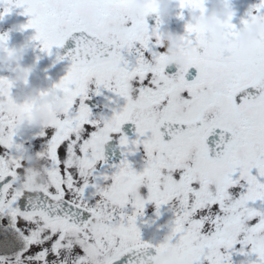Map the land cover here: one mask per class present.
Instances as JSON below:
<instances>
[{
    "label": "snow or ice",
    "instance_id": "obj_1",
    "mask_svg": "<svg viewBox=\"0 0 264 264\" xmlns=\"http://www.w3.org/2000/svg\"><path fill=\"white\" fill-rule=\"evenodd\" d=\"M126 2L0 0V20L23 8L30 19L22 28L35 30L41 51L74 44L57 56L70 67L53 85L69 98L66 111L33 135L35 155L17 143L13 84L0 77V264H232L236 245L255 255L248 264H264V37L241 57L234 46L211 47L187 20L181 40L193 53L170 73L153 0L135 21ZM175 2L184 19L185 9L203 11L208 0ZM225 2L231 41L241 28ZM257 16L264 0L250 6L243 26ZM8 39L0 34V47ZM104 91L112 94L110 117L86 103ZM129 122L131 140L122 133ZM115 134L124 158L105 168ZM141 149L137 171L127 157ZM37 158L46 179L32 187L25 168ZM149 204L157 216L168 205L175 217L156 245L137 227Z\"/></svg>",
    "mask_w": 264,
    "mask_h": 264
},
{
    "label": "clouds",
    "instance_id": "obj_2",
    "mask_svg": "<svg viewBox=\"0 0 264 264\" xmlns=\"http://www.w3.org/2000/svg\"><path fill=\"white\" fill-rule=\"evenodd\" d=\"M149 0H133L129 5L127 15L129 20H137L142 16V10ZM156 6V15L160 20V42L165 48L168 56V66H174L177 71L181 70L187 63V57L193 53L191 46H185L181 35H175L168 30V21L176 7L175 0H153ZM206 11L190 12L189 23L203 25L212 35V45L223 47L222 31L228 23L230 9L225 0H208ZM156 35L155 32L152 33ZM264 37V17H256L250 21L246 28L239 33L235 41L237 54L241 57L251 48L254 41ZM183 49V51H182ZM28 54L25 44L0 47V69L11 68L10 80L13 87H17L20 95H12L13 114L16 119V127L19 133L34 128L50 126L66 111L68 97L63 95L59 89L50 87L42 89L30 83V77L36 70V64L25 65L23 60ZM7 93V89H4ZM25 105L31 111H23ZM44 165L39 168L27 166L25 175L30 186L38 187L45 183ZM167 254V253H166Z\"/></svg>",
    "mask_w": 264,
    "mask_h": 264
},
{
    "label": "rangeland",
    "instance_id": "obj_3",
    "mask_svg": "<svg viewBox=\"0 0 264 264\" xmlns=\"http://www.w3.org/2000/svg\"><path fill=\"white\" fill-rule=\"evenodd\" d=\"M246 1H247V6L249 8L250 6L256 3V0H246ZM0 11H2V8H0ZM23 11H24L23 8L14 7L10 13L4 15L3 19L0 20V34H2L5 29H9V35H8L9 39L7 41L8 46H16V45L25 44L28 48V45L32 41H35L32 39V37L35 35V30L32 28H22V26L25 25L30 19V17L23 14ZM257 17H261V16H257ZM52 50H51V54H52ZM51 54L46 53L45 57L39 61H34L33 59H31V57L29 56V53L25 56L23 60V63L25 65L36 64V70L30 77V83L32 85L39 86L42 89H47V88L52 87L55 83H58L59 80L64 75H66L68 67L64 65H55L52 61ZM11 75H12L11 68L0 69V77H7L10 79ZM11 92L13 96L20 95V91L17 87H13ZM91 96H96V98L98 97L97 100L100 101V103L102 102L101 104L103 108H105V105L109 104V100H106L105 96L110 97V93L106 91H104L102 95H95L93 93L91 94ZM11 111L12 112L14 111L12 107H11ZM102 115H105V114H102ZM105 116H109V115H105ZM39 131L40 129H37V133ZM26 134L30 137L33 133L31 132L25 133V138L27 136ZM22 138H24V133H19L18 136L16 137L17 143H21ZM29 139L31 140L28 141L27 143L22 142L21 144H23L25 148L27 145H30L31 147L30 150L32 149L34 151H29L28 153L31 155H35V153L38 152L37 150L39 151L41 150V147L39 146L40 142L39 140L37 141V139H35V141H33L34 140L33 138H29ZM32 161L29 163L28 166L33 167ZM38 163L44 165V162L42 159H40ZM146 218H147L146 216H143L141 219L137 220L138 227L142 229V226L146 227L147 225H149L151 228L155 230L156 224L154 223L152 224L151 219L145 220ZM166 231L169 233L170 228L169 229L166 228ZM235 247H236V251L232 252L231 254L232 264H248V261L256 259L254 254L251 256H246L242 254L240 251V247H241L240 245H236Z\"/></svg>",
    "mask_w": 264,
    "mask_h": 264
},
{
    "label": "flooded vegetation",
    "instance_id": "obj_4",
    "mask_svg": "<svg viewBox=\"0 0 264 264\" xmlns=\"http://www.w3.org/2000/svg\"><path fill=\"white\" fill-rule=\"evenodd\" d=\"M243 1V4H244V7H246V11L237 19L236 21V24L242 29L246 28L247 25L243 26L242 24V20L244 18H246V13L249 9V7L247 6V1L246 0H242ZM133 0H127L126 4H125V7L123 9L124 11V14L127 16L128 18V15H127V11H128V7L130 4H132ZM147 4V3H146ZM145 4V5H146ZM145 8V6H144ZM144 8L142 10V15H143V12H144ZM177 8V7H175ZM135 21V20H134ZM252 21V20H250ZM249 21V22H250ZM155 23L153 24H150V25H154ZM168 30L175 34V35H180L179 33H176L175 31H173L172 29L169 28V25H168ZM157 35V34H156ZM182 36V35H181ZM158 38L160 39V36L158 34ZM183 51V49H182ZM192 55V54H191ZM190 56V55H189ZM64 66L66 67H70V65L68 64H65ZM167 71H169L170 73L171 72H175L176 71V68L174 66H170L169 69H167ZM196 74V70L195 69H190V75L187 77L189 80H191ZM100 97V96H99ZM110 97H112V94L110 93ZM98 98V97H97ZM96 98V96H91V98L87 101H91V100H95V103L97 104V107L95 109H91L93 114L94 115H102V114H105V115H109V116H105V117H110L112 115V112L110 110V107H105L103 108L102 107V102L100 103V101H98ZM86 101V103H87ZM123 103V101L121 100V104ZM135 126V125H134ZM37 129H40V128H34V129H29V130H26L24 131V142H28L30 141L31 139L29 138H33V135L35 133H37ZM27 132H31L33 133L30 137L27 135L26 138H25V133ZM135 134L131 137H129V139H135ZM111 140H114L115 143H116V146L118 148V150L122 153V149L121 147L118 145L119 143V134H116L114 135V138L111 139ZM35 141V139L33 140ZM38 141V140H37ZM39 146L41 147V144L39 143ZM28 152L29 151H34V150H30V149H27ZM39 151V150H37ZM123 156V155H122ZM124 158V156H123ZM127 159L129 160V162L132 164V166L137 170V171H141L142 168H143V163H144V159H145V155H144V152L143 150H138L135 154H132V155H128ZM40 161L39 158L37 159H34L32 161L33 163V167H36V168H39L41 165L43 164H40L38 163ZM105 168H107V165H105ZM105 168H102L100 169L101 171L105 170ZM111 171H114V169H111ZM146 214V215H145ZM143 216H146L147 218L145 220H152V224H156V229L154 230L153 228H151L149 225H147L146 227L142 226V229H140L137 225V227L140 229V232H141V239L147 243H150V244H153V245H156V244H159V243H163L166 236L169 234L167 231H166V228H170V225L171 223L174 221V212L170 209V207L168 205H162L161 208H160V214L159 216L156 215V209H155V205L154 204H149L146 206L145 208V213ZM142 216V217H143ZM142 217H139L138 219H141ZM205 264H207V262L205 261Z\"/></svg>",
    "mask_w": 264,
    "mask_h": 264
},
{
    "label": "water",
    "instance_id": "obj_5",
    "mask_svg": "<svg viewBox=\"0 0 264 264\" xmlns=\"http://www.w3.org/2000/svg\"><path fill=\"white\" fill-rule=\"evenodd\" d=\"M230 2H231L232 9L235 12L232 23H234L237 26V28H239L238 25L236 24V21L245 11V9L243 7V2L241 0H230ZM206 10L207 9L205 7V9L203 11H200V12L203 13ZM178 11H179L178 8H175L173 10V13L171 14V16L169 18L168 25H169V28L172 29L173 31H175L176 33H179L180 35H184L185 24L188 20L189 12L187 9H185L184 10V19H180L176 14ZM148 22H149V24L155 23V18L154 17L148 18ZM193 24L195 26L201 27L207 33L208 43L211 47L223 49V48H227L229 46H234L237 48L235 41L238 39V36H239L241 29L236 34V36L231 41H229L225 36L224 28H223V31H222L223 47H221L220 45H212L211 41H212L213 37H212L211 33L203 25L195 24V23H193ZM4 33H7L9 35V30H5L3 32V34ZM72 47H74V44L71 40H69V41L65 42V45L63 48H55L53 53H52L53 60L56 62H60V63L70 64V60H68L67 58H65L63 60H58L57 56L58 55L66 56L68 51ZM28 51H29L31 57L35 60H39V59L43 58V56L45 54V52L41 51V46L39 45V42H37V41H33L29 44ZM87 104L89 105V107L91 109H95L97 107L95 100L87 101ZM217 131H219V130H217ZM122 133L128 137L133 136L135 134V126L130 122L125 124L122 127ZM105 158H106V164L105 165L118 164L120 162V160L122 159V154L118 151L116 144L113 140H110L105 145Z\"/></svg>",
    "mask_w": 264,
    "mask_h": 264
}]
</instances>
